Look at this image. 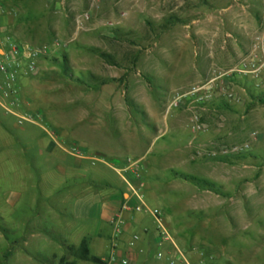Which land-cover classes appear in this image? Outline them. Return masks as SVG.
<instances>
[{
    "label": "rangeland",
    "instance_id": "rangeland-1",
    "mask_svg": "<svg viewBox=\"0 0 264 264\" xmlns=\"http://www.w3.org/2000/svg\"><path fill=\"white\" fill-rule=\"evenodd\" d=\"M206 1L0 0V19L16 43L41 51L38 62L42 63L38 65L47 66L41 72L48 79L50 99L56 100L58 87L71 95L73 79L69 76L78 77L75 69L103 72L105 60L113 58V68L108 72L125 73L129 57L150 48L155 34L167 30L171 23L183 24L192 10H200ZM259 3L264 6V0ZM108 4L115 8L105 15ZM87 11L91 19L79 27L77 17ZM101 16L107 20V27L117 30H111L107 39L92 42L94 35L87 29ZM263 31L260 29L254 38ZM97 41L107 49H96L92 43ZM244 85L247 92L218 114L220 127L206 125V130L195 131L207 132L209 139H223L220 158L196 159L191 174L162 178L158 192L153 185L150 191H141L146 201L163 203L157 208L167 212L173 240L186 253L198 256L195 264H264V102L260 100L264 98V67ZM53 109L45 111L46 119L39 121L41 127L28 123L19 127L11 116L3 119L5 126L0 123V264H61L63 255L76 264H96L65 252V241L78 248L86 240L91 255L100 259L109 256L107 234L96 237L95 219L81 216L74 206L79 195L87 192L85 188L79 192L81 185L94 183L93 191L98 194H112L123 185L113 170L99 164L89 163L88 175L77 179L68 156L67 175L54 172V161L62 152L55 148L49 153L46 147L51 138L59 140L55 115L62 107ZM235 148L241 150L235 152ZM70 151L77 149L71 147ZM19 157L23 160H16ZM21 163L24 172L18 169ZM64 181L69 188L58 190ZM77 181L79 187L75 188ZM106 183L111 184L110 189L102 188ZM13 192L20 194L15 206L10 204Z\"/></svg>",
    "mask_w": 264,
    "mask_h": 264
},
{
    "label": "crops",
    "instance_id": "crops-1",
    "mask_svg": "<svg viewBox=\"0 0 264 264\" xmlns=\"http://www.w3.org/2000/svg\"><path fill=\"white\" fill-rule=\"evenodd\" d=\"M259 1L228 0L222 4L207 0L200 10H192V16L183 24L171 23L167 30L155 34L150 48L129 57L125 73L108 72L113 68V58L105 60L106 71L103 72L85 67L75 69L78 77L69 76L73 79L70 80L71 95L58 87L56 100L49 97L48 79L41 72L47 70V66L38 65L42 61L37 63L36 74L23 73L18 80L17 97H2L5 77L0 75V110L3 113L0 123L4 126L3 119L11 116L19 127L27 123L41 127L39 121L46 119V110L51 112L56 105L62 107L55 115L60 141L51 138L46 147L49 153L55 148L62 152L53 164L58 176L67 175L65 158L68 156L73 160L70 166L74 175L79 176L77 179L88 175L89 163L106 166L119 177L123 187L112 194L95 193L94 183L84 187L80 184L79 192L82 188L87 192L79 195L74 209L81 216L94 218L98 224L96 237L106 233L109 248L116 244L129 264H162L155 259L156 228L148 213L134 211L139 204L134 191L143 196L147 207H163V203L155 199L146 201L141 191H150L153 185L158 192L162 178L177 173L191 174L196 159H219L223 154V139H209L207 132L196 133L192 120L198 114L208 127H220L218 114L224 111L227 103L235 104L238 96L247 92L245 82L256 77L253 71L259 66L260 56L253 51V38L264 29V6L259 5ZM108 5L110 8L104 10L105 15L115 8ZM120 14L125 18V12ZM107 23L101 16L87 29L95 36L90 37L92 42L95 38L107 39L111 30H115L107 27ZM7 30L6 22L0 19V59L9 51L3 41L5 35H10ZM92 45L98 50L107 49L98 41ZM106 52L107 55L108 50ZM193 87L201 88L198 96H205L202 103H196V96L190 95ZM174 98L179 99L178 106L172 105ZM27 114L32 116L33 122L19 124V117ZM71 147L77 152L70 151ZM19 166L24 172L22 163ZM74 184L75 188L79 187V181ZM68 188L65 181L58 184V190ZM102 188L110 189L111 184H102ZM19 198V192H13L11 206H15ZM123 205L128 209L122 212V223L117 229L112 220ZM162 211L168 225L169 216ZM166 228L173 236L169 225ZM67 244L65 241L64 247ZM169 247L165 244L166 249ZM187 257L195 264L198 256L187 253ZM107 258H98L100 264H107Z\"/></svg>",
    "mask_w": 264,
    "mask_h": 264
},
{
    "label": "built area",
    "instance_id": "built-area-1",
    "mask_svg": "<svg viewBox=\"0 0 264 264\" xmlns=\"http://www.w3.org/2000/svg\"><path fill=\"white\" fill-rule=\"evenodd\" d=\"M90 19L91 12L87 11L79 15L76 22L79 27H82L84 24L88 23ZM3 41L7 45L9 51L0 59V75L5 77L4 86L1 88V95L4 98L10 96L17 97L19 92L17 88L18 80L23 76V73L32 75L37 73V63L40 58L41 51L27 45H20L9 35H5ZM253 51L255 53H259L260 56L259 66L253 71V73L257 76V72L264 67V31L254 38ZM243 68H246V63H243ZM200 91L201 88L199 87H193L191 89L190 95L196 96V103H202L205 99L204 95L198 96ZM172 105L178 106L179 99L174 98ZM23 122H33L32 116L28 114L20 116L18 123L22 124ZM192 122L194 131H204L207 128L206 125L200 123L197 115L193 117ZM244 148L247 149L248 145H244ZM240 150V148L234 149L235 152H239ZM134 196L139 202V204L134 208V211L148 213L152 224L156 228L158 241L155 259L157 261H161L162 264H192L189 261L185 250L181 249L176 244L168 232L165 226L162 211L159 208L147 207L144 203L143 196L140 193L134 191ZM127 209L128 206L123 205L117 213L115 219L112 220V224L116 226L117 229L122 223L121 214ZM134 240H137L136 236L134 237ZM165 244H168L170 247L166 249ZM120 252L119 247L113 243L110 248L109 256L106 260L107 264H129L128 260L121 256Z\"/></svg>",
    "mask_w": 264,
    "mask_h": 264
},
{
    "label": "trees",
    "instance_id": "trees-1",
    "mask_svg": "<svg viewBox=\"0 0 264 264\" xmlns=\"http://www.w3.org/2000/svg\"><path fill=\"white\" fill-rule=\"evenodd\" d=\"M260 100H262L264 102V98H261ZM65 252L67 253H71V255L81 261L84 262H92V263H96V264H100L101 260L91 256L87 247V244L85 241H82L80 246L78 248H75L72 245H65ZM61 264H76L74 261H69L67 260L66 256H63L60 259Z\"/></svg>",
    "mask_w": 264,
    "mask_h": 264
}]
</instances>
